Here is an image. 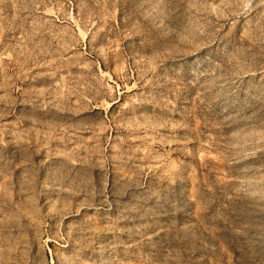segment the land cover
<instances>
[{
  "label": "rangeland",
  "instance_id": "obj_1",
  "mask_svg": "<svg viewBox=\"0 0 264 264\" xmlns=\"http://www.w3.org/2000/svg\"><path fill=\"white\" fill-rule=\"evenodd\" d=\"M0 264H264V0H0Z\"/></svg>",
  "mask_w": 264,
  "mask_h": 264
}]
</instances>
